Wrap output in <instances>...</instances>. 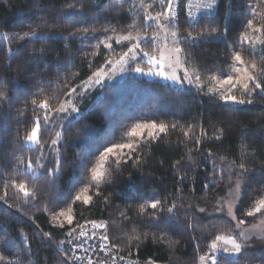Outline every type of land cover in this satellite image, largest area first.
<instances>
[{"label": "trees", "instance_id": "trees-1", "mask_svg": "<svg viewBox=\"0 0 264 264\" xmlns=\"http://www.w3.org/2000/svg\"><path fill=\"white\" fill-rule=\"evenodd\" d=\"M71 3L77 7L83 3L84 8L71 19L60 18ZM151 3L152 0H143L145 7H140L141 0H0V31L13 33L0 36V92L8 97L7 102L0 100V172L3 173L0 189L6 180H11L36 191L35 198H26L9 186L7 203L0 201V252L10 259L15 258L19 249L23 264H72L65 255L69 252L67 233L77 222L102 220L108 222L110 239L119 242V253L136 262L200 264L199 256L208 251L216 236L230 233L233 222L223 214L207 216L196 207L219 198L227 187L228 174L237 173L240 163L245 164L250 174L240 177L244 187L236 209L238 219L245 218L243 211L264 188V100L255 96L252 105H226L206 95L207 88L200 92L194 86H179L133 73L73 97L80 112L74 114L75 119L70 123L64 122V129L55 126L45 129L41 122V141L47 143L44 144L46 159L40 163L46 169L55 168L56 156L48 151L55 132L64 131L67 139L60 149V171L55 176L41 174L43 169L33 174L17 167L20 158L30 156L35 161L40 152L38 146L23 141L34 116L41 111L31 101L48 98L53 103L56 96L64 100L68 87H76L97 70L106 68L105 60L112 50L105 46V29L108 35L155 32V22L147 21L145 16L162 9L156 6L148 9L146 6ZM251 5L256 6L255 13L250 12ZM42 20L49 22L41 24ZM246 20H253L255 27L264 24V0H221L217 12L198 20L195 27L184 11L179 14L176 21L179 32H191L193 36L198 31L212 32L217 36L215 40L211 39L213 35L206 37L196 46L190 41L181 45L189 50L188 68L198 71L200 82L207 83L209 77L230 71L233 62L229 59V45L240 51L246 61L264 63L261 60L264 46L238 43L245 31L249 35L253 33L245 28ZM32 29L63 35L15 38L16 33L22 35ZM69 32L79 35L64 39ZM258 35L253 33L254 37ZM143 46L150 49L154 45L144 42ZM41 48L42 54L38 51ZM33 51L34 60L30 57ZM77 92H81L78 87ZM152 120L177 123V128L157 133V139L139 148L138 157L134 154L119 166L110 158V164H105L110 179L99 188L93 186L89 192L93 196L91 203L69 201L73 225L60 227L55 223L52 212L66 208L63 201L70 195L74 197L90 180V173L82 163L84 158L94 161L98 146L107 138L127 142L126 136L121 141L125 126L130 128L136 122ZM219 129H224V135L217 140ZM201 131L206 135L201 136ZM185 132L189 135L185 136ZM221 172L223 180L219 179ZM214 179L216 183L212 182ZM153 197L160 199L165 207L176 203L179 211L174 216L166 211L156 213L159 221L147 213L141 214L140 206L150 204ZM148 211L153 210L149 207ZM143 233L148 234L147 239L141 236L138 244H128L130 236ZM153 233L165 235L162 240H154ZM169 240L178 243L172 245ZM81 250L77 249L75 254ZM218 261L264 264V253L248 248L235 261L229 254L219 253Z\"/></svg>", "mask_w": 264, "mask_h": 264}, {"label": "snow or ice", "instance_id": "snow-or-ice-1", "mask_svg": "<svg viewBox=\"0 0 264 264\" xmlns=\"http://www.w3.org/2000/svg\"><path fill=\"white\" fill-rule=\"evenodd\" d=\"M215 0H209L205 4L207 9H212L214 6ZM154 6L162 9L161 11L155 12V15L147 14L145 19L150 22L157 23V31L155 32H144L143 35L137 34L133 36L132 32H128L126 35H119L117 38V43L128 42L131 46L128 47L126 52L120 54L119 58L112 60L111 57L105 60V64L108 66L119 65L120 71H134L136 73H142L149 76L161 77L165 80H171L178 85H187L194 86L200 92H204L207 88L206 95L218 98L220 101H223L226 105H252L255 103V96H259L261 100H264V63L257 65L254 62L246 61L242 56L240 51L231 49L229 45V59L233 62L230 65V71L221 72L220 76H211L208 78L207 83H198L200 81V74L198 71L193 68L189 71L188 65L189 61V50L182 47L181 45L186 42H191L193 46H196L204 41L206 37H211L212 32H202L198 31L195 36L191 32H186L184 34L179 33L178 27H176V21L178 19V10L184 7L183 0H152L151 4H148L146 7L148 9L153 8ZM140 7H145L143 0H141ZM84 4L80 3L79 7L77 4L71 3L66 5L67 12H62L60 18L71 19L74 14L78 11H82ZM251 13L256 12V6L251 5L249 7ZM188 16H191V13H188ZM49 21L42 20L41 24H46ZM192 23V21H189ZM199 21H195L193 26H197ZM40 25H38L39 27ZM151 26V25H149ZM31 27V25H29ZM173 27H176V30H172ZM245 28L250 29L253 33H259L258 36H250L248 31H245L238 40V43L243 46L245 44L253 46L259 44L264 46V24L259 27H255L253 20L245 21ZM164 30L165 35L160 36L159 31ZM227 29H225V32ZM84 34H88V30H84ZM56 35H63L62 33H38L36 29L31 31H26L22 35L19 33L15 34L16 39H25V38H44L52 37ZM79 33L69 32L64 39L75 38ZM169 37L171 38L172 46L169 47ZM93 38L99 40L98 36ZM104 39L106 41H111L112 36L108 35V30H104ZM154 43L157 49H160L159 56L152 55L149 52L144 51L141 47V41ZM104 43V41H100ZM225 42L227 43L226 39ZM161 45L163 46L161 49ZM106 48L112 49V44L107 43ZM41 54L44 52V49L41 48L38 50ZM139 56L140 60L146 59L148 64L151 65L147 72L141 67H126L131 60L133 63H139L140 61L136 60V57ZM31 59H35V51L30 53ZM261 60L264 61V56L261 57ZM91 67V65H89ZM167 69V70H166ZM113 74L115 69H112ZM103 68L97 70L93 73L86 81H81L80 84L76 87H68L64 93L65 99L61 100L58 96L53 97V103H50L48 98H45L41 101L33 99L31 104L34 108H39L41 111L38 115L34 116L33 125L31 126L30 131L25 132L23 135V141L25 143H30L31 145L38 146L40 149L39 155L34 161L32 157L26 156L18 160L17 167H23L25 171H31L35 174L38 170L43 169L44 171L41 174H47L49 176H55L60 171V149L67 143V139L64 131H56L55 138H53L48 144V151L54 153L56 158L54 160L55 168L52 170L46 169L45 165L41 164L40 161L46 159L44 144L47 141H41V122L45 129L50 127H59L64 129V122H71L75 119L74 114H79L80 109L74 104L71 103V100L75 96L82 95L83 92L89 90L93 85H100L102 83L103 77L107 76ZM77 87L81 89V92H77ZM42 92V90H41ZM0 100L7 102L8 97L5 93L0 92ZM58 104V106H57ZM177 128V123H157L155 120L149 122H136L131 125L130 128L125 126V131L121 136V141L124 140L125 136L127 137V142H116L114 138H107L105 141L100 144L97 148L98 155L94 161H87V157L84 158L82 162L85 169L90 173V180L84 184V186L73 196H69L67 200L63 201L66 208H62L59 212H52L53 219L59 222V226L63 227L64 223L71 226L73 225L74 216L72 214L71 203L82 202L83 204H90L93 196L89 195L90 190L95 186L99 188L100 184L105 182L107 179H110V174L106 175L107 169H105V164H110V158L115 161L116 165L119 166L121 161L127 162V160L132 159V156L135 154L139 156V148L143 144L150 142L152 139H157V133H167L170 129L175 130ZM66 131V130H65ZM189 131H192V127H189ZM218 135L215 136V139L219 140L224 135V129L218 130ZM185 136L189 135V132L184 133ZM206 135L205 132L201 131V136ZM19 136V133H18ZM196 143H199L197 139ZM102 149V151H101ZM210 155V154H209ZM88 163H91V167L88 168ZM179 163V162H177ZM215 172V165H214ZM250 174V170L245 166L244 163L238 165V172L236 178L233 180L229 176L230 185L234 183L235 189L239 190L242 180L240 177ZM0 175H3L0 172ZM223 173L221 172L219 179L223 180ZM54 182V181H53ZM216 183L214 179L212 181ZM9 186L16 189L18 193H23V195L31 198H35L36 191L29 190L25 183H16L15 181L6 180L3 188L0 191L3 192V195H0V201L7 203L8 199V188ZM229 192H232V188H229ZM99 195V193H95ZM69 201L71 203H69ZM150 207L152 212L148 211ZM233 204H229L223 201L218 202L215 207V211L225 214L226 217H229L233 222V228L230 235H218L212 241L211 245L208 248V251L203 255L199 256V261L203 264H222V261H218V252L223 251L229 253L230 258L235 261L238 259L240 254L246 252L249 247V242L253 235L256 233L254 229L260 228L261 225H264V188L260 189V195L254 198L251 202V206L243 211V216L245 218L238 219L235 212L233 211ZM45 211H48V208L45 207ZM141 214L147 213L151 216L153 220L159 221L160 216L156 213L168 212L172 216L175 215V211H179L177 204L172 203L170 207H165V204L155 197L152 198L150 204H142L139 209ZM201 213L205 209L199 210ZM239 211V209H238ZM123 215V213H121ZM261 217L259 224L252 225L251 228L246 229L244 226L246 224V218L248 217ZM61 218H63L61 220ZM85 225H91V233L85 230ZM77 229L79 231L77 232ZM98 230H103L99 232ZM76 233L74 236L73 234ZM109 225L106 221H96V220H85L84 224L77 222L75 227H72L71 230L67 233L68 239V250L65 255L68 257V260L72 264L76 262H84L87 264H107V261H93L91 256H78L75 255L77 249H84L87 252L89 249L95 252L96 248L92 245H89L88 248H84L85 240H92L95 238L99 243L98 247L105 251L110 252L115 250L116 254L110 256L111 264H117V261L123 262V264H128V261L125 256H120V245L119 242H113L109 236ZM261 234L264 235V229L261 230ZM50 237V234H44ZM164 233L157 235L156 233L152 234V238L163 239ZM141 236L144 239L148 238L147 233L141 235H133L128 238V244L133 242H138L141 240ZM85 238V240H81ZM223 240L225 246L221 247L218 245V241ZM77 241V242H74ZM11 243V242H9ZM26 243V241H25ZM169 243L174 245L178 243L176 241L169 240ZM60 244L63 246L64 242L61 241ZM230 245V246H228ZM127 246V245H126ZM198 247V245H197ZM7 250V248L5 249ZM15 258L10 259L0 252V264H23V261L20 259V250L17 249L14 254ZM131 255V252L128 253Z\"/></svg>", "mask_w": 264, "mask_h": 264}, {"label": "rangeland", "instance_id": "rangeland-1", "mask_svg": "<svg viewBox=\"0 0 264 264\" xmlns=\"http://www.w3.org/2000/svg\"><path fill=\"white\" fill-rule=\"evenodd\" d=\"M157 12V11H155ZM156 24V31H157V23L155 22ZM172 30H175L174 27L172 28ZM249 32V31H248ZM180 34H184V33H181L179 32ZM250 33V32H249ZM127 33H121V34H110V36L113 37V39L111 41H107V43H111L112 44V55L110 56L112 60H116L119 58L120 54H122L123 52H126L128 50V47H130L131 45L128 43V42H122V43H117V38L119 35H126ZM133 36H136L138 33H132ZM159 34L161 37H163L165 35V32L164 30H160L159 31ZM9 35H13V33L11 32H2L0 31V36H9ZM141 35V34H140ZM250 36H253V33L250 34ZM254 37V36H253ZM217 38L216 35H213L211 37V39L215 40ZM145 41H141V47L143 48V43ZM153 47L150 48V49H144L146 52H149L150 54L152 55H157L159 56V52H160V49H157L155 44L153 43ZM257 44L254 45V47L256 46ZM123 46H125L123 48ZM172 46V43H171V38L169 37V47ZM162 45H161V49H162ZM120 48V49H119ZM122 49H125L122 51ZM122 51V52H120ZM136 60L140 61L139 63H133L131 60L129 61L128 65L126 67H141V68H144L145 69V73L147 72V69L151 66L148 64L147 60L144 59V60H140V57L137 56L136 57ZM115 69V72L113 74V71L112 69ZM106 72H108V75L103 77L102 79V83L100 85H104V83L108 82V83H111L112 81L114 80H118V79H122L124 76H126L128 73H133V74H137L139 76H142V77H145V78H150V79H160L164 82H171L172 84H176L174 83L173 81L171 80H165L161 77H157V76H149V75H146V74H142V73H136L134 71L130 72V71H120V66L119 65H112L111 67L110 66H107L106 68H103ZM167 70V69H166ZM191 71V70H189ZM198 83H202L200 81H198ZM100 85H93L90 89H94L96 87H100ZM178 85V84H176ZM184 85H187V83H185ZM179 86H182V85H179ZM71 103H74L73 100H71ZM106 169V167H105ZM236 175L237 173H235V171H233L232 173H229L228 174V177L231 176L233 178V180L236 178ZM227 187L225 188L224 192L222 193V195L219 197V198H216L210 202H205L201 205H199L198 207H196V209H198V211L200 209H205V211L203 212V214L207 215V216H211V215H222V213H219V212H216L215 211V207L217 206L218 202L221 201L223 199L224 202L226 203H229V204H233L234 207H233V211L235 212L236 214V209H237V205L242 197V193H243V187H244V184H243V181H242V184L239 188V190H236L235 189V185L234 183L230 185L229 183V179H227ZM232 188V192L230 193L229 192V188ZM82 188V187H81ZM80 188V189H81ZM61 210V209H60ZM59 210V211H60ZM58 211V212H59ZM201 213V212H200ZM73 214V212H72ZM225 215V214H223ZM74 216V215H73ZM226 216V215H225ZM229 218V217H228ZM63 218H61L62 220ZM230 219V218H229ZM260 219L261 217L257 216L255 218L253 217H248L246 218V224H245V228L248 229V228H251L252 225L254 224H259L260 223ZM55 223H57L59 225V222L57 220H55ZM64 224H67V223H64ZM84 224V222H83ZM264 229V225H261L260 228H256L254 229V232L256 233L255 235L252 236L250 242H249V247L250 249H253V250H256V251H260V252H263L264 253V235L261 234V230ZM79 231V229H78ZM77 231V232H78ZM230 233H224L223 235L227 236V235H230ZM76 235V234H75ZM77 242V241H76ZM218 245H220L221 247L225 246V242L223 240L221 241H218ZM230 246V245H228ZM112 252L116 253L115 250H112ZM219 253H226V252H223L222 250L218 252ZM217 254V255H218ZM229 254V253H227ZM77 264H82L81 262H76ZM138 263H141V262H138ZM146 263V262H144ZM142 264V263H141ZM200 264H203V262H201Z\"/></svg>", "mask_w": 264, "mask_h": 264}, {"label": "built area", "instance_id": "built-area-1", "mask_svg": "<svg viewBox=\"0 0 264 264\" xmlns=\"http://www.w3.org/2000/svg\"><path fill=\"white\" fill-rule=\"evenodd\" d=\"M221 0H215L214 6L212 9H207L205 7V4L209 2V0H183V4L184 7L180 10H178V16L179 14L184 11L185 12V16L187 18L188 21H198L204 17H210L213 16L216 12V8L218 6V4L220 3ZM191 13V16H188V13ZM97 221V220H96ZM85 230L88 231L89 233H91V225H85ZM99 232H103V230H98ZM81 240H85V238H81ZM98 241L93 238L92 240H85L84 243V248H88L89 245H92L93 247L96 248V251L93 252L91 251V249H89L87 252L82 251V253H78L76 252L75 255L78 256H88V255H92V256H100L101 258L105 259L107 261V264H111V260H110V256L111 255H115L116 253L114 252H105L103 250H101L98 247ZM120 256H124L123 254H120ZM126 257V256H125ZM128 264H135L136 262L133 259H130L128 257H126ZM117 264H123V262L121 261H117Z\"/></svg>", "mask_w": 264, "mask_h": 264}, {"label": "bare ground", "instance_id": "bare-ground-1", "mask_svg": "<svg viewBox=\"0 0 264 264\" xmlns=\"http://www.w3.org/2000/svg\"><path fill=\"white\" fill-rule=\"evenodd\" d=\"M220 4V3H219ZM219 4H218V6H219ZM218 6H217V8H216V12H217V9H218ZM215 12V13H216ZM97 221H102V220H97ZM82 251H83V249L81 250V252L80 253H82ZM111 252H112V250H111ZM88 256H91V258L93 259V261H106L105 259H103V258H101L100 256H92L91 254L90 255H88ZM129 258V257H128ZM130 259H132V258H130ZM134 260V259H133ZM135 261V260H134ZM136 262V261H135ZM82 264H87V262L86 261H84V262H81ZM135 264H141V263H138V261L135 263ZM143 264H150V263H144L143 262Z\"/></svg>", "mask_w": 264, "mask_h": 264}]
</instances>
